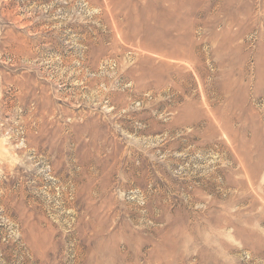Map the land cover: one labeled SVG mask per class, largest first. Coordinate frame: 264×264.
<instances>
[{
	"label": "rangeland",
	"instance_id": "obj_1",
	"mask_svg": "<svg viewBox=\"0 0 264 264\" xmlns=\"http://www.w3.org/2000/svg\"><path fill=\"white\" fill-rule=\"evenodd\" d=\"M0 264H264V0H0Z\"/></svg>",
	"mask_w": 264,
	"mask_h": 264
}]
</instances>
